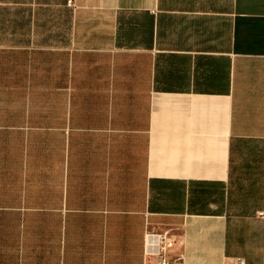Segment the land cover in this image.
Segmentation results:
<instances>
[{"label":"crops","instance_id":"crops-1","mask_svg":"<svg viewBox=\"0 0 264 264\" xmlns=\"http://www.w3.org/2000/svg\"><path fill=\"white\" fill-rule=\"evenodd\" d=\"M146 228L264 264V0H0V264H145Z\"/></svg>","mask_w":264,"mask_h":264},{"label":"built area","instance_id":"built-area-1","mask_svg":"<svg viewBox=\"0 0 264 264\" xmlns=\"http://www.w3.org/2000/svg\"><path fill=\"white\" fill-rule=\"evenodd\" d=\"M144 235L143 256L145 264L148 262L152 264H177L179 258L171 255L175 240L169 232L164 233L146 228Z\"/></svg>","mask_w":264,"mask_h":264}]
</instances>
